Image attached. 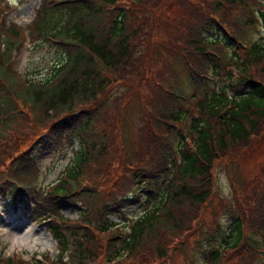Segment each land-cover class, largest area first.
<instances>
[{
	"label": "trees",
	"instance_id": "1",
	"mask_svg": "<svg viewBox=\"0 0 264 264\" xmlns=\"http://www.w3.org/2000/svg\"><path fill=\"white\" fill-rule=\"evenodd\" d=\"M141 1L146 0H40L27 34L12 23L0 29V197L28 207L33 221L50 219L44 228L55 242V264H93L100 256L121 264L136 252L138 262L147 264L165 256L191 231L208 198L214 160L264 124V0L255 1L254 12L250 2L245 6L247 0H184L176 22L189 38L180 62L192 83L204 87L211 80L214 89L202 93L192 116L176 102L183 89L177 80L172 91L163 89L165 94L153 99L152 108H161L162 115L143 121L145 145L138 152L117 151L104 142L110 138L96 128L97 96L124 78L115 68L123 70L135 43L142 44L136 38ZM206 27L207 35L199 32ZM245 32L250 36L243 37ZM26 36L55 50L48 74L38 79L10 67L12 53ZM245 41L246 50L238 52ZM224 66L229 68L221 70ZM171 101L173 107L167 108ZM46 112L49 124L41 122L37 133L24 132L22 122L30 124ZM58 130L60 135L73 131L77 148L53 181L37 186L34 156L49 143L56 146L60 135L53 132ZM108 162L113 166L104 171ZM241 198L231 206L229 226L221 230L216 222L208 229V237L218 240L202 264H264V186ZM140 199L139 211L121 223L128 226L117 236L116 224L106 215ZM63 201L79 203L75 219L58 212ZM47 258L44 253L27 262L4 255L0 264H46L42 259Z\"/></svg>",
	"mask_w": 264,
	"mask_h": 264
},
{
	"label": "rangeland",
	"instance_id": "2",
	"mask_svg": "<svg viewBox=\"0 0 264 264\" xmlns=\"http://www.w3.org/2000/svg\"><path fill=\"white\" fill-rule=\"evenodd\" d=\"M255 1L257 0H247L244 3L247 7L250 2L248 8L254 12ZM183 3L184 0L141 1L137 8L136 20L139 23V15H143L142 27L136 38L142 44L135 43L132 51L134 54L130 56L127 63L122 64L123 70L115 68L116 72L124 78L116 83L112 82L103 94L99 93L97 96L100 103L98 119L95 121L98 126L96 128L112 140L110 142L109 139H105L104 142L111 144V147H116L117 151L138 152L142 145H145L146 130L143 128V121L147 116L162 115L161 108L159 110L152 108L153 99L161 98L165 94L163 89L172 91L170 85L177 84V80L180 81L183 89L178 96H175L176 102L192 116L197 114L202 93H208L214 89L211 80H208L204 87L192 83L188 79L187 69L180 62L181 49L187 46L189 38L181 30L179 22H176L177 6L179 8ZM36 4L37 0H8V3L6 0H0V29L4 25H9V21L12 20L19 24L28 23L34 14L33 9ZM162 6L164 11L161 10ZM249 10H247L248 13ZM212 17L214 18L215 15ZM206 31H208L207 27L199 29V32L204 35H207ZM227 33L231 34L229 30ZM243 34L246 38L250 36L249 32ZM245 42L248 45L249 42ZM237 50L243 52L246 48L240 46ZM53 53L55 52L52 48H48L45 44L37 46L36 42L27 36L19 53L10 58V65L16 67L27 79H38L48 74ZM197 59L201 60V57ZM227 68L229 67L224 66L221 70ZM173 101L166 107H173ZM174 105H176L175 102ZM48 113L33 117L30 124L22 122L24 132L37 133L43 126L41 122L45 121L49 124ZM174 126L179 129V133L186 135L182 125L174 123ZM53 133L60 135V130ZM64 133H61L60 138ZM14 136H18L16 130ZM125 138H129L130 141L124 143ZM77 145L75 135L70 133L65 136L58 150L42 152L37 157L40 167L37 182L47 184L53 181L70 156L69 147L76 148ZM114 155L112 151L109 157L111 163L115 161ZM107 160L108 157L106 162ZM110 162L104 164L106 166L104 171L107 166H113ZM209 176V196L199 206L191 231L183 233L178 240L176 239L165 256L149 260L147 264H201L200 250L202 248L209 250L218 240L216 235L208 237V229L216 222L219 223L221 230L229 226L231 219L229 214H231L233 203L243 201L241 196L258 194L264 186V124L256 126L245 142H236L227 147L223 154L214 160ZM139 207L140 204L136 203L131 206L130 214L136 215ZM60 211L62 215L72 220L77 217L80 208L77 204H64L61 205ZM125 211H128V208ZM0 212V255H15L26 260V258L40 259L41 255L46 253L48 258L42 261L46 264H55L51 259L57 253L55 244L39 225L30 222L21 214L6 215L1 210ZM113 218L118 221L122 219L117 215H113ZM130 220L127 218L123 221L130 222ZM116 228L118 236L123 229L121 226ZM110 251L107 250L106 255ZM20 252L21 255H19ZM139 259V253L136 252L133 255L130 254L125 260L128 263L121 264H143L142 261L138 262ZM105 263L118 264L119 262L107 261L106 256H100L93 264Z\"/></svg>",
	"mask_w": 264,
	"mask_h": 264
}]
</instances>
